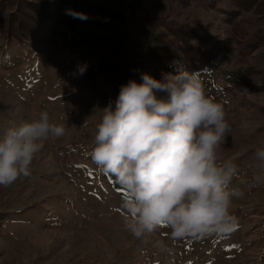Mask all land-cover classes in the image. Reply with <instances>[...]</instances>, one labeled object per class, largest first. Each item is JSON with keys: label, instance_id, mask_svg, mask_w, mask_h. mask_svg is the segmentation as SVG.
I'll use <instances>...</instances> for the list:
<instances>
[{"label": "rangeland", "instance_id": "1", "mask_svg": "<svg viewBox=\"0 0 264 264\" xmlns=\"http://www.w3.org/2000/svg\"><path fill=\"white\" fill-rule=\"evenodd\" d=\"M34 1L0 19V131L43 110L67 131L44 142L29 177L0 185V264H264V185L250 167L264 146V0ZM142 32L171 65L143 54ZM179 56L209 65L206 94L232 125L220 155L239 165L243 196L230 233L177 239L161 225L137 238L124 228L126 191L91 159L96 126L122 85L175 74Z\"/></svg>", "mask_w": 264, "mask_h": 264}, {"label": "clouds", "instance_id": "2", "mask_svg": "<svg viewBox=\"0 0 264 264\" xmlns=\"http://www.w3.org/2000/svg\"><path fill=\"white\" fill-rule=\"evenodd\" d=\"M163 77L145 73L142 82L121 86L115 107L102 109L91 159L126 191L124 228L135 237L161 225L177 239L230 233L232 205L243 192L233 185L239 165L220 155L232 130L224 104L206 94L200 72L178 67ZM66 131L47 110L8 122L0 131V185L29 177L44 142ZM250 167L253 181L264 185V146L255 149Z\"/></svg>", "mask_w": 264, "mask_h": 264}, {"label": "trees", "instance_id": "3", "mask_svg": "<svg viewBox=\"0 0 264 264\" xmlns=\"http://www.w3.org/2000/svg\"><path fill=\"white\" fill-rule=\"evenodd\" d=\"M20 1L21 0H19V3H17L16 0H0V19L2 20V19H4L5 15H9L10 12L12 10H14L20 4ZM241 1L244 2L245 4H249L250 6L257 3V0H241ZM15 2L17 5H15ZM48 2H51V0L50 1H48V0L42 1V3L47 4L49 6L50 4ZM35 4H37V0L34 1V4H33V2L30 3V5H35ZM52 5L56 8L57 2L55 0H53ZM10 17H11V20L13 22L15 15L12 14V15H10ZM51 18L54 19V17H51ZM45 19L46 18L39 17V18H37V22H40V20H45ZM73 21L76 22L75 19ZM137 28L139 29V31H137V33H138V32H140V25H138ZM12 30L14 31L13 27H12ZM142 31H143V29H142ZM10 36L11 37H17V39L22 38L20 34L15 33V32H12L10 34ZM262 37H264V36H262ZM262 37L259 36L258 38L263 39ZM150 38H151V36L149 33L142 32V39L141 38L139 39V44L141 43L142 47L145 48L143 54H145L149 59H153L154 55L157 54L158 56H156V59H157V61L161 60L162 64L160 65V67L162 69L164 67L171 65V63H172L171 57L173 55L170 52L166 51L165 49H162V51H157L156 50L157 46L155 48L152 45H150V43H149L151 40ZM221 43H223V42H221ZM162 47L164 48V46H162ZM204 52H206V51H204ZM176 58L183 60L186 68H188L189 70L200 72L201 76L211 72V70H209V65H205V64H202L201 62L194 61L193 58L192 59L191 58H184L183 59L180 56L176 57ZM202 62H204L203 59H202ZM200 63H201V65H199ZM134 68H138V67H134Z\"/></svg>", "mask_w": 264, "mask_h": 264}]
</instances>
